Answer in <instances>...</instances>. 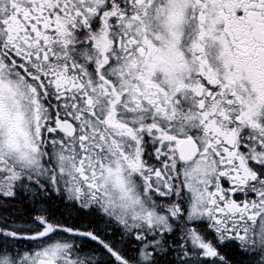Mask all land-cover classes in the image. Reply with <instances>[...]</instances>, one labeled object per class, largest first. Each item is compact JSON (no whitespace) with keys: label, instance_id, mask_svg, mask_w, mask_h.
<instances>
[{"label":"snow or ice","instance_id":"snow-or-ice-1","mask_svg":"<svg viewBox=\"0 0 264 264\" xmlns=\"http://www.w3.org/2000/svg\"><path fill=\"white\" fill-rule=\"evenodd\" d=\"M0 264H264V0H0Z\"/></svg>","mask_w":264,"mask_h":264}]
</instances>
